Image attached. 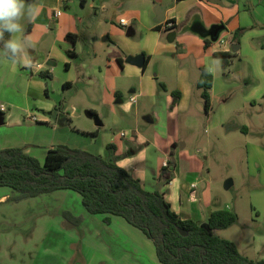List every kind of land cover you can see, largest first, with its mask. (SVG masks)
<instances>
[{
  "label": "crops",
  "instance_id": "0c3cea01",
  "mask_svg": "<svg viewBox=\"0 0 264 264\" xmlns=\"http://www.w3.org/2000/svg\"><path fill=\"white\" fill-rule=\"evenodd\" d=\"M25 4L33 16L21 21L23 31L15 38L28 42L23 59L30 66L0 56V115L4 116L0 150L24 147L31 155L38 141L45 161L47 151L60 144L57 135L74 133L68 104L79 98L94 114L90 119L97 127L104 126L99 108H109L116 122L123 120V114H132L142 126L158 125L160 130L121 132L111 138L103 153L88 152L113 159L146 190L163 192L182 220L207 222L216 210H232L225 205V196L215 192L210 168L193 151L192 142L196 144L195 136L204 124L207 133L250 132L225 115L213 118L210 114L217 98L214 88L219 69L226 70L233 60H240L243 47L250 42L264 44V0H25ZM155 11L164 14L163 22L157 23ZM121 20L127 23L122 25ZM199 22L207 29L222 25L224 31L212 41L190 30ZM168 23L172 27L166 28ZM240 29L247 33L237 44L233 37ZM69 34L77 36L75 45L68 41ZM8 38L5 33L4 39ZM233 44L238 45L236 50ZM68 51L76 56L71 58ZM138 55L145 56V69L127 62L129 56ZM203 67L214 77L209 114L202 90L197 88ZM42 72L52 78L43 79ZM58 86L64 97L61 101L52 95ZM140 101L145 103L142 112ZM30 115H36L37 121L30 120ZM185 128L192 130L190 136H183ZM64 196L65 211L81 213L86 221L93 216L82 206L79 194ZM238 223L239 216L229 228Z\"/></svg>",
  "mask_w": 264,
  "mask_h": 264
},
{
  "label": "rangeland",
  "instance_id": "374dc122",
  "mask_svg": "<svg viewBox=\"0 0 264 264\" xmlns=\"http://www.w3.org/2000/svg\"><path fill=\"white\" fill-rule=\"evenodd\" d=\"M246 33L243 31L238 44ZM261 43L245 45L240 60H233L230 67L216 73L217 98L210 114L213 118L225 115L230 121L247 126L250 132L207 133L204 124L195 136L196 144L192 142L193 151L210 168L215 192L225 196V205L239 216L237 225L218 235L236 243L243 255L253 259L264 258V54H258L264 53ZM54 91L55 100L61 101L62 88L58 86ZM257 96L261 98L254 102L252 99ZM139 103L138 110L142 112L145 103ZM88 110L86 102L71 100L68 111L74 133L57 135L58 145L103 153L111 138L121 132L137 128L160 132L158 125L144 127L132 114H123V120L116 122L109 108H99L104 126L97 127L94 119L87 117ZM117 110L121 116L119 107ZM151 110L158 113L155 108ZM184 130V137L192 134L189 128ZM38 145L36 141L31 155L43 163L44 149ZM200 147L203 149L199 152ZM229 180L232 186L225 189ZM69 193L58 191L15 201L12 189L0 188V264H160L153 242L123 218L111 217L107 222L106 216L93 215L86 221L83 214L70 211L74 218H80V223L69 224L63 216L64 195Z\"/></svg>",
  "mask_w": 264,
  "mask_h": 264
},
{
  "label": "trees",
  "instance_id": "16d2710c",
  "mask_svg": "<svg viewBox=\"0 0 264 264\" xmlns=\"http://www.w3.org/2000/svg\"><path fill=\"white\" fill-rule=\"evenodd\" d=\"M243 31L240 29L234 34L233 40L237 44ZM67 39L75 45L77 36L69 34ZM0 45L2 47V42ZM68 55L71 58L76 56L74 51H68ZM40 77L52 78L44 72ZM213 82V74L203 67L197 88L202 90L206 114L212 108L210 90ZM160 87L166 91L164 84ZM172 95L180 98L178 92ZM107 147L110 151L114 148L113 145ZM1 187L12 189L16 194L12 198L15 201L58 191L77 193L89 214L104 215L107 222L112 216L121 217L142 231L153 242L160 264H264V258H249L239 251L236 243L218 235L219 231L237 222V213L222 208L214 211L207 222L182 220L172 210L163 192L146 190L139 179L113 159L82 149L54 146L47 151L44 163L28 154L24 147L2 149ZM63 216L69 224L71 221L80 223V218H74L70 211H64ZM180 230L188 235L183 236Z\"/></svg>",
  "mask_w": 264,
  "mask_h": 264
},
{
  "label": "clouds",
  "instance_id": "9594fccd",
  "mask_svg": "<svg viewBox=\"0 0 264 264\" xmlns=\"http://www.w3.org/2000/svg\"><path fill=\"white\" fill-rule=\"evenodd\" d=\"M27 16L31 19L33 10L30 6L26 7L25 0H0V42L2 51L0 56L10 59L13 63H25L30 66V62L23 59L26 56L28 42L16 39L17 33L23 31L21 21ZM8 33L9 38L4 39V34Z\"/></svg>",
  "mask_w": 264,
  "mask_h": 264
},
{
  "label": "water",
  "instance_id": "95a60500",
  "mask_svg": "<svg viewBox=\"0 0 264 264\" xmlns=\"http://www.w3.org/2000/svg\"><path fill=\"white\" fill-rule=\"evenodd\" d=\"M160 6H158L159 8ZM156 12V15H157V23H161L163 22L164 20V14H160L158 13L157 11ZM164 12V11H163ZM191 31L199 34L200 36L202 37H207L209 36L212 41H217L219 38H220V35L221 33L224 31V27L222 25H215V26H212L211 28L207 29L203 26V24L201 22L199 23H194L192 26H191ZM174 37L176 36L175 33L172 34ZM233 47V50H236L238 48V45H235L233 44L232 45ZM127 62L132 64V65H135V66H138V67H144L145 66V62H146V59H145V56L143 55H138V56H135V57H132V56H129L127 58ZM86 115L89 117V118H94V114L91 113V112H86ZM146 120H150L149 117L146 118ZM152 121V120H151ZM4 124V116L0 115V126ZM232 182L229 180L227 183H226V189H229L230 186H231ZM180 233L183 235V236H187L188 233L184 230H180Z\"/></svg>",
  "mask_w": 264,
  "mask_h": 264
},
{
  "label": "built area",
  "instance_id": "2783aa9c",
  "mask_svg": "<svg viewBox=\"0 0 264 264\" xmlns=\"http://www.w3.org/2000/svg\"><path fill=\"white\" fill-rule=\"evenodd\" d=\"M61 14V12H57V16H59ZM127 22H126V20H121L120 21V24H122V25H125ZM170 27H172V24L171 23H168L167 24V26H166V28H170ZM29 119L30 120H32V121H34V122H36L37 121V116L36 115H30L29 116Z\"/></svg>",
  "mask_w": 264,
  "mask_h": 264
}]
</instances>
